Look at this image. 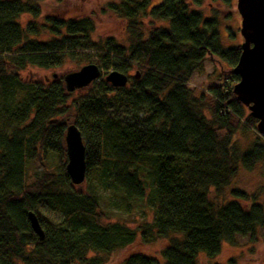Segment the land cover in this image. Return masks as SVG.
Returning <instances> with one entry per match:
<instances>
[{"label":"trees","instance_id":"trees-1","mask_svg":"<svg viewBox=\"0 0 264 264\" xmlns=\"http://www.w3.org/2000/svg\"><path fill=\"white\" fill-rule=\"evenodd\" d=\"M44 1L0 0V264H104L105 255L137 236L145 244L168 238L163 264H198L199 254L215 257L222 243L233 246L236 236L252 238L264 228V207L255 195L234 189L221 204L208 197L210 189L221 195L240 167L264 166V137L253 133L244 150L237 142L257 123L232 93L240 45L225 48L216 16L204 18L190 8L203 0H104V12L125 21L127 46L112 37L94 41L88 17L44 16L22 26L20 16L39 18ZM212 1L226 7L235 2ZM146 18L166 25L147 29ZM91 58L100 75L135 70L125 87L100 76L93 81L100 83L73 102V124L85 149V180L95 177L114 190L126 212L147 202L151 220L136 229L102 225L98 195L73 190L61 161L66 124L59 117L70 97L61 80L41 84L20 77L28 66L50 69ZM206 61L231 68L229 82L222 74L220 85L208 90L209 119L205 96L186 87ZM52 157L55 167L48 165ZM41 208L60 219L47 220ZM29 211L42 241L30 228ZM121 264L159 261L134 254Z\"/></svg>","mask_w":264,"mask_h":264},{"label":"rangeland","instance_id":"rangeland-1","mask_svg":"<svg viewBox=\"0 0 264 264\" xmlns=\"http://www.w3.org/2000/svg\"><path fill=\"white\" fill-rule=\"evenodd\" d=\"M190 2V0H185ZM159 0H152V3H158ZM104 0H45L39 4L41 8L40 17L34 19L28 14H22L19 18L20 24L24 26L29 22L41 23L44 16H56L60 19L67 18H80L88 17L94 21L95 30L92 35L94 41L105 37H112L118 44L127 46L128 38L125 31V21L121 20L111 14L104 12ZM191 9L201 12L204 18H211L216 16L219 21V34L221 37L222 45L225 48L239 46L242 39L239 34L240 18L235 11V2L233 7L222 6L212 0H203L200 6H193L190 4ZM147 29L150 27H157L166 25L164 22L152 21L149 18L143 20ZM230 32L234 35L231 37ZM94 58L86 64H82L77 59H67L59 67L50 69H40L28 66L20 72L21 80L24 82H38L41 84H49L52 81L61 80L63 87L64 83L62 78L64 75L79 70L82 66L87 64H94ZM220 68L223 73H220ZM231 68H224L219 63L206 61L203 63L201 72H195L188 80L186 87L191 90L194 96L203 94L205 96L204 116L210 118L211 97L208 90L215 88L222 82L220 75L226 82H229V71ZM108 70L107 72H110ZM135 70L128 73L127 76H132ZM106 72L101 70L100 80H104ZM100 82L97 80L94 84L98 85ZM80 90H75L70 94L68 101L65 104L67 109L66 113L59 117L64 120L66 125L73 124L76 113L74 101L78 98L86 96L94 85ZM245 108V107H244ZM245 111L248 113L247 109ZM258 135L257 131H251L240 135L238 137V144L244 150L252 138V134ZM62 163L66 162V154L61 158ZM57 163V157H52L48 162L49 166H54ZM37 169H31V172H38ZM73 190L80 194H95L98 195L100 200V210H102L106 217L100 221L102 225L110 224L111 222H120L129 229H136L142 222H149L151 220V211L146 201L133 203L129 206V212H126L125 207L119 203V195L115 193L110 187L101 184L95 177L89 180H84L79 185H72ZM240 190L248 195H255L257 203L264 207V166L257 164L252 170L247 171L239 168L237 175L231 180L228 187H226L221 195L216 197L213 190L210 189L209 200L221 204L231 200V191ZM120 205H119V204ZM119 205V206H118ZM40 212L47 220L53 222L58 221L60 218L55 214L49 212L45 208H41ZM235 245L231 246L227 243H222L220 252L217 256L209 258L204 254H199L197 258L198 264H264V228L258 229L252 238L249 235L236 236ZM168 245V238L156 237L151 243H143L139 236L136 237L133 243L127 245L119 250L105 255L104 264H121L125 258L134 254H141L154 258L163 264L161 251ZM233 261V263H231ZM14 264H21L15 261Z\"/></svg>","mask_w":264,"mask_h":264},{"label":"water","instance_id":"water-1","mask_svg":"<svg viewBox=\"0 0 264 264\" xmlns=\"http://www.w3.org/2000/svg\"><path fill=\"white\" fill-rule=\"evenodd\" d=\"M235 11L240 18L239 34L242 39L240 55L231 70L238 77L232 93L243 105L250 117L254 118L256 131L264 137V0H235ZM218 63V62H216ZM100 76V69L95 64L82 66L62 78L67 93L89 86ZM136 79L138 74H135ZM104 81L112 87H125L128 77L117 71H110ZM66 154L65 172L72 185H79L85 180V149L80 132L74 124L66 125L64 133ZM27 219L32 232L39 241L44 238L43 230L36 215L29 211Z\"/></svg>","mask_w":264,"mask_h":264}]
</instances>
